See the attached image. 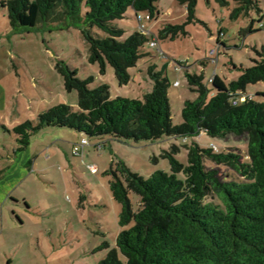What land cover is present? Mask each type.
<instances>
[{
  "label": "trees",
  "instance_id": "16d2710c",
  "mask_svg": "<svg viewBox=\"0 0 264 264\" xmlns=\"http://www.w3.org/2000/svg\"><path fill=\"white\" fill-rule=\"evenodd\" d=\"M157 1H1L14 30L48 23L79 26L88 46V60L98 64L102 73L111 65L119 83L128 84L133 76L131 68L147 58V72L153 80L152 90L143 98L112 97L108 83L91 87L93 77L80 78L77 69L58 63L67 90L78 91L79 107L75 110L61 103L41 112L37 120L15 126L19 149L27 147L31 136L46 126L124 141H154L165 135L187 140L203 133L218 138L245 136L243 151H220L216 144L217 148L203 147L193 140L186 144L187 164L177 158L181 148L173 144L164 154L170 171L159 169L148 177L123 161L113 162L105 174L111 175L113 197L122 206L119 223L131 226L119 233L116 245L98 264H264V93L246 94L248 85L264 81V45L256 49L259 58L254 64L237 67L241 73L229 83L216 73L213 81L209 80L210 87L204 72L192 73L184 66L187 85L197 97L184 101L183 121L175 124L167 64L159 69L154 62L148 51L149 35L135 31L124 38L125 29L116 25V20L127 17L130 8L158 19ZM178 1L186 6L188 19L183 24L163 23L154 32L160 42L190 34L186 25L195 20L199 0ZM216 1L230 5L229 0ZM233 1L232 19L261 11L260 0ZM252 24L243 31H251ZM221 32L225 30H219L218 47H226ZM173 61L183 65L181 60ZM221 167L230 169L231 174L225 175ZM132 192L140 197L137 210L130 198ZM105 245L110 243L106 241Z\"/></svg>",
  "mask_w": 264,
  "mask_h": 264
},
{
  "label": "rangeland",
  "instance_id": "374dc122",
  "mask_svg": "<svg viewBox=\"0 0 264 264\" xmlns=\"http://www.w3.org/2000/svg\"><path fill=\"white\" fill-rule=\"evenodd\" d=\"M1 1L0 264L10 261L11 264H98L105 258L116 245L119 233L131 226L120 225L122 206L113 197L111 175L105 174L113 162L123 161L133 171L148 177L159 169L170 171L169 159L164 154L173 144L180 146L176 156L184 164L188 163L186 144L193 140L203 147L216 144L220 151L244 150L245 136L218 138L203 133L187 140L165 135L154 141H124L111 136L89 137L58 126L36 131L29 145L19 149L15 126L29 119L37 120L41 112L61 103L75 110L79 107L78 91L67 90L58 63L65 62L77 69L80 78L93 77L91 87L108 83L112 97L143 98L152 90L153 80L147 72V58L131 68L133 76L128 84L119 83L111 65L102 73L98 64L88 60V46L79 26L66 28L60 23H48L14 30ZM229 1V6H222L216 0H199L195 20L186 25L190 34L161 42L167 58L148 46L159 69L167 64L175 124L183 121L184 101L197 97L187 85L184 66L192 73L204 72L205 82L211 87L209 78L215 71L229 83L241 73L237 67H249L259 58L256 49L264 45V0H260V13L253 11L249 17L236 20L231 18L235 3ZM157 5L158 19L144 18L152 32H157L165 22L183 24L188 19L186 6L178 0H158ZM252 19H255L253 24ZM251 24V31H243ZM116 25L125 29L124 38L140 31L132 8L127 17L116 20ZM221 28L225 30L226 47H218ZM215 48H218L217 65L208 61ZM173 59L183 61V65L174 63ZM176 80L181 85H173ZM259 93H264V81L248 85L247 95ZM82 137L89 143L83 155H76L73 150ZM91 165L97 167L96 172L91 171ZM220 169L225 175L231 174L226 167ZM130 198L137 210L140 197L132 192ZM106 241L109 246L105 245Z\"/></svg>",
  "mask_w": 264,
  "mask_h": 264
},
{
  "label": "built area",
  "instance_id": "2783aa9c",
  "mask_svg": "<svg viewBox=\"0 0 264 264\" xmlns=\"http://www.w3.org/2000/svg\"><path fill=\"white\" fill-rule=\"evenodd\" d=\"M145 15V16H144ZM136 17L139 21V25H140V32L147 34L150 36V41H149V45L151 48L155 49L156 53L159 54L161 57L163 58H167L168 54L163 50L162 45L160 40L158 39V37L156 35H154V32H152L147 25L144 23V18L146 17V19L153 21L154 19H152L151 15L148 12H138L136 13ZM221 37H225V33L221 32L220 33ZM211 63L214 65L218 64L219 58H218V48H215L211 51V57H210ZM175 63V62H174ZM216 75V71L214 72V74L209 78L210 81H213V79L215 78ZM175 86H179L181 85L179 80H176L174 83ZM243 100L246 99V97H242ZM89 143V140L86 137H82L80 143H78L75 147H74V154L76 155H83L84 154V148L85 146ZM213 147L217 148V146L215 144H212ZM91 171L92 172H96L97 171V167L95 165H91L90 166Z\"/></svg>",
  "mask_w": 264,
  "mask_h": 264
},
{
  "label": "crops",
  "instance_id": "0c3cea01",
  "mask_svg": "<svg viewBox=\"0 0 264 264\" xmlns=\"http://www.w3.org/2000/svg\"><path fill=\"white\" fill-rule=\"evenodd\" d=\"M9 264H11V261L9 262Z\"/></svg>",
  "mask_w": 264,
  "mask_h": 264
}]
</instances>
